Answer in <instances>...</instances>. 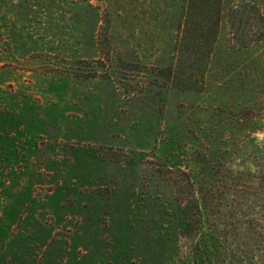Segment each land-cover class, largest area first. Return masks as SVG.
<instances>
[{"label":"rangeland","instance_id":"1","mask_svg":"<svg viewBox=\"0 0 264 264\" xmlns=\"http://www.w3.org/2000/svg\"><path fill=\"white\" fill-rule=\"evenodd\" d=\"M240 1L221 0L215 32L187 0H91L44 44L58 76H0L17 174L0 188V264H193L182 236L199 219L231 253L244 233L264 250V46L234 44Z\"/></svg>","mask_w":264,"mask_h":264},{"label":"trees","instance_id":"2","mask_svg":"<svg viewBox=\"0 0 264 264\" xmlns=\"http://www.w3.org/2000/svg\"><path fill=\"white\" fill-rule=\"evenodd\" d=\"M90 1L0 0V76L8 71H28L31 67L38 68L40 64L42 74L58 76V69L45 62L44 57L47 52H52L53 55L56 51L60 52L61 48H46L44 44L51 34L54 35L60 30L68 29L67 15L71 14L74 18L76 17L75 23H78L77 17L81 11L94 10ZM231 1L228 0L226 3L229 4ZM220 4L221 0H187V9L191 14H195L198 10L201 13H208V19L213 22L210 24V29L216 32L218 27L216 25L221 17ZM213 5L215 7L212 10ZM69 10L72 13L67 14ZM224 18L227 20L234 44L238 48H243L242 50H246L247 53L248 50L245 48L254 45L253 47L261 50L260 48L264 46V0H241L234 7L226 8ZM37 32L41 33L40 39L33 36ZM84 35V40L92 43L91 34L85 32ZM47 49H51V52ZM116 69L119 70V67H115L114 72ZM169 77L170 75L167 76ZM167 78L156 75L155 81L158 84L159 82L168 83ZM6 113L0 99V129L5 121L9 122L6 120ZM13 113L16 116V113ZM3 132L0 131L1 137H3ZM6 156L9 157V155L0 156V188L8 187L17 180L14 170L2 168V163L4 165L10 163V160H5ZM263 183L264 175L261 177L260 185ZM203 207L206 211L204 202ZM204 223L208 226V221L197 220L198 226L194 235L182 236L192 243L190 259L193 264H264V250L261 248L259 252V236L244 233L237 243H234L237 245L231 253L226 246L228 236L217 232V229L204 232L201 226ZM185 229L184 224L182 234L186 233ZM232 235L235 239V232ZM253 257H258L259 261L255 262Z\"/></svg>","mask_w":264,"mask_h":264}]
</instances>
